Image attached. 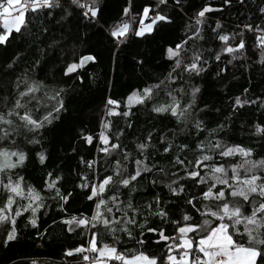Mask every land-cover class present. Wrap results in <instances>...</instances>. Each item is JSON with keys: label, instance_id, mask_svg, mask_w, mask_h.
<instances>
[{"label": "snow or ice", "instance_id": "1", "mask_svg": "<svg viewBox=\"0 0 264 264\" xmlns=\"http://www.w3.org/2000/svg\"><path fill=\"white\" fill-rule=\"evenodd\" d=\"M238 2L243 4L244 0ZM224 3L230 4L231 0ZM175 4L179 5L180 0H175ZM161 5L167 7L168 0H158L155 9L144 6L132 14V0H128L121 17L107 29L117 47L126 42L129 32L141 37L151 34L158 23H171V17L158 10ZM72 8L80 10L89 23H95L101 11L100 0H64L63 3L62 0H0V28L3 30L0 45H4L13 32L22 35L28 30L32 20L26 19V14L47 10L51 15V10L61 9L64 16L69 17ZM211 11L215 9L209 6L197 11L194 23L186 27L179 42L167 47V58L173 64L163 80L131 91L120 111L121 101L107 98L106 117L128 118L132 107L152 102L163 91L167 102L153 103L151 111L172 117L177 127L159 137L155 131H149L135 143L136 155H133L121 140L124 130L117 129L113 133L111 121H102L97 136L98 155L91 160L80 157L84 167L76 173L79 183L74 185V190L81 189L86 200L94 205L92 212L62 220L68 233H86L87 243L67 250L66 256L79 254L84 264H264V155L254 154L251 147L230 145L218 138L225 127L223 124L206 129L204 121L193 116L201 89L184 79L185 74L201 76L207 71L209 61H220L222 54L232 59L242 55L246 50L245 31L253 34L255 47L260 50V62L264 63V24L249 22L238 26V32L219 33L217 29L221 24L217 21L213 32H216L215 39L221 42L219 50L198 47V42L204 40L205 14ZM259 13L264 19V6L259 7ZM145 20L150 22L145 24ZM237 37L238 43H229L230 40L235 42ZM58 43L53 41V44ZM95 60L93 55H80L64 66L63 75L77 73L87 62ZM39 65L40 60H35L31 69L26 68L10 82V104L8 95L2 98L0 228L5 234L2 241L5 245L17 239V219L25 213L29 214L28 222L32 227H37L38 213L46 207L43 191L52 193L47 198L57 201L61 208L73 196L72 191H62L64 178L59 174L46 172L42 188L38 190L16 171L24 168L28 160L26 146L40 144L38 137L42 131L58 120L64 110L62 93L65 90L60 88L49 95L48 85L29 74ZM14 71L9 64L6 73ZM76 78L82 82V77L77 75ZM185 84L191 89L187 102H184ZM254 103L255 100L237 96L233 106ZM40 107H45L46 112L41 114ZM126 126L132 127L127 120ZM256 131L264 132V127L257 125ZM205 132L207 134L202 135ZM193 134L196 139L191 138ZM83 139L86 144H93L92 135ZM161 152L171 156L166 166L155 160L154 154ZM36 157L41 165L46 164L45 152L36 153ZM149 184L154 190L161 186L166 188L167 200L155 192L151 197L143 195ZM155 219L161 225L171 224L172 231L155 226ZM148 234H153L150 242L160 247L159 253L144 250L149 242ZM102 238L111 243L103 242ZM129 242L138 245V249L130 248Z\"/></svg>", "mask_w": 264, "mask_h": 264}, {"label": "trees", "instance_id": "2", "mask_svg": "<svg viewBox=\"0 0 264 264\" xmlns=\"http://www.w3.org/2000/svg\"><path fill=\"white\" fill-rule=\"evenodd\" d=\"M156 3L158 0H132V14L141 11L144 6L155 9ZM127 6L128 0H100L101 11L95 23L83 19L80 10L75 8L70 9L72 15L69 17H65L61 9L51 10V15L47 14V10L28 13L26 19L32 20L28 30H22V35L13 32L8 41L0 45V109L4 107L2 98L5 95L9 96L8 103H11L10 82L26 68L31 69L37 59L40 65L29 74L48 85L46 91L49 95H54L60 88L65 90L62 93L64 110L60 118L42 131L38 137L40 144L26 146L28 160L24 168L16 171L38 190L42 188L46 172L52 171L54 175L59 174L64 178L62 191L73 192L68 203L61 208L57 201L47 198L52 193L43 191L46 207L38 213L37 227H32L28 222L29 214L25 213L17 219L18 236L15 241L3 244L5 234L0 228V264H32L33 261L36 264H84L79 254L68 257L65 253L82 243L86 245L87 234L68 233L62 220L72 215H90L92 212L94 205L86 200L81 189L74 190V185L79 183L76 173L84 167L80 157L91 160L98 155L97 136L102 121H111L113 133L117 129L124 130L121 140L133 155H136L135 143L149 131H155L159 137L177 127L172 117L160 116L151 111L153 103L167 102L163 91L152 102L132 107V114L128 118L106 117L107 98L121 101L120 111L124 109V100L131 91L163 80L173 64L167 58V47L179 42L186 27L194 23L195 13L205 6L215 11L205 14L202 26L204 40L198 42V47L219 50L221 42L215 39L216 32H213L217 21L221 24V28L217 29L219 33L238 32V26L249 22L264 24L259 13L264 0H244L243 4L238 0H231L230 4H225L224 0H180L179 5L175 4V0H168L167 7L161 5L158 10L169 15L171 23H158L151 34L141 37L129 32L126 42L117 47L107 29L121 17L122 9ZM149 22L145 20V24ZM44 28L47 32L43 31ZM0 31H3L2 28ZM244 39L246 50L242 55L232 59L230 55L222 54L220 61H209L207 71L201 76L189 77L185 74L184 79L201 89L197 94L193 116L203 120L206 129L223 124L225 127L218 138L230 145L251 147L254 154L264 155V132L256 131L257 125L264 127V63L260 62V50L255 47L253 34L245 31ZM53 41L59 43L53 44ZM238 41L239 37L229 43ZM89 54L96 57L94 62H87L70 76L63 75L62 70L68 62ZM229 60L231 63H228ZM9 64L13 65L15 71L6 73ZM77 75L82 77V82L76 78ZM189 84L184 85V102H187L191 91ZM237 96L255 100L256 103L234 108L233 101ZM46 110L40 107L39 112L43 114ZM126 120L131 123V128L126 126ZM87 135L93 136L92 145L84 141L83 137ZM191 138L197 137L193 134ZM156 147L159 148V144ZM41 151L47 156L45 165H41L36 157V153ZM154 155L162 166L171 160V156L162 152ZM154 192L159 193L164 200L169 196L166 188L161 186L154 190L150 184L143 195L151 197ZM168 210L171 214V205ZM153 223L164 227L166 232L172 231L171 224L161 225L158 219ZM152 235L148 234L149 242L144 250L159 253L160 247L150 242ZM102 239L105 243H111L107 238ZM129 246L133 249L139 247L134 242H129Z\"/></svg>", "mask_w": 264, "mask_h": 264}]
</instances>
